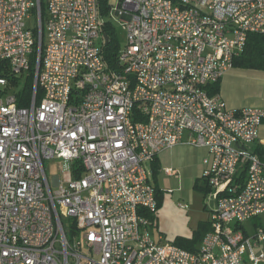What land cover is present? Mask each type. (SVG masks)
Returning <instances> with one entry per match:
<instances>
[{
  "label": "built area",
  "instance_id": "built-area-1",
  "mask_svg": "<svg viewBox=\"0 0 264 264\" xmlns=\"http://www.w3.org/2000/svg\"><path fill=\"white\" fill-rule=\"evenodd\" d=\"M109 6L127 37L115 66L98 0H46L44 14L41 0H0V264H263L264 227L251 235L243 223L264 213L251 148L264 108H230L210 88L264 33V0ZM180 143L208 150L203 177L218 197L195 250L156 240L147 216L158 209L148 164ZM46 159L83 174L50 178Z\"/></svg>",
  "mask_w": 264,
  "mask_h": 264
},
{
  "label": "rangeland",
  "instance_id": "rangeland-1",
  "mask_svg": "<svg viewBox=\"0 0 264 264\" xmlns=\"http://www.w3.org/2000/svg\"><path fill=\"white\" fill-rule=\"evenodd\" d=\"M117 3L118 0H109V4L113 6H117ZM104 19L110 21L115 28L118 55L127 42L126 30L120 17L115 15L112 17L108 12ZM27 24L34 26L35 20L30 19ZM26 77L28 75H25ZM24 87L25 83L21 85V90ZM188 134L186 132L184 135L185 141L189 139ZM205 155V149L190 144H179L158 154V167L153 184L163 191L160 206L151 225V233L156 240L174 243L178 238L193 239L206 222H209L211 214L217 208L218 197L214 190L207 188V182L203 177L206 168L203 164ZM44 164L50 178L55 175H69L75 169V164L70 160L46 159ZM169 168L178 170L179 174L168 175ZM181 204L188 206L184 208ZM63 221L66 224L69 219L64 218ZM243 225L253 235L258 226L264 227V213L245 221ZM197 244L199 245V242ZM261 250H264V242L256 248L257 252Z\"/></svg>",
  "mask_w": 264,
  "mask_h": 264
},
{
  "label": "trees",
  "instance_id": "trees-1",
  "mask_svg": "<svg viewBox=\"0 0 264 264\" xmlns=\"http://www.w3.org/2000/svg\"><path fill=\"white\" fill-rule=\"evenodd\" d=\"M99 8L101 16L104 17L108 14L110 6L109 0H98ZM46 8V0H41V10L42 14H44ZM102 31L105 35L109 37L107 42L102 41V51L103 56L106 62L111 65H116V58H117V51H116V42H117V35L115 32V28L110 21H105L102 25ZM115 45V46H114ZM37 48V47H36ZM36 53L31 57V66L29 70V74L27 80L25 82V87L23 90L19 91V101L21 102H28L31 98V94L33 91V82H34V72H35V62H36ZM234 66L241 67V68H253V69H262L264 70V33H251L248 36L247 44L239 56L234 59ZM220 82L210 88L211 94L219 93ZM29 95V96H28ZM26 97V98H25ZM153 172L155 175L157 164V157L154 159L153 164ZM73 174L75 177H81L83 174V169L79 163L75 165V169L73 170ZM209 189V187H207ZM157 191V200H158V207L160 206V198L162 195V190L156 187ZM147 216L153 221L155 218V214H148ZM70 237L73 236L75 233L78 232V228L75 224H72L71 227ZM210 229V224L206 222L205 226L202 230L198 231L197 237L193 239H182L178 238L174 243L178 246L188 249V250H195L198 246V242L200 243L206 234V232ZM198 241V242H197Z\"/></svg>",
  "mask_w": 264,
  "mask_h": 264
},
{
  "label": "crops",
  "instance_id": "crops-1",
  "mask_svg": "<svg viewBox=\"0 0 264 264\" xmlns=\"http://www.w3.org/2000/svg\"><path fill=\"white\" fill-rule=\"evenodd\" d=\"M219 86H220L219 94L230 108L233 109H241L244 107L264 108V70L262 69L241 68L234 66L233 68H231L226 72V74L221 79ZM180 144H187V143H180ZM200 148L205 149L206 151L205 157H206L208 155V150L205 147H200ZM251 148L264 161V121L260 127L259 138L254 144L251 145ZM170 149H166V150H170ZM157 161H158V156H157ZM152 164L153 162L149 163L148 167L152 171L151 180L153 183L154 172H153ZM178 174L179 171L173 175L176 176ZM155 187L162 190L158 186ZM210 220L208 222L209 224H210Z\"/></svg>",
  "mask_w": 264,
  "mask_h": 264
},
{
  "label": "water",
  "instance_id": "water-1",
  "mask_svg": "<svg viewBox=\"0 0 264 264\" xmlns=\"http://www.w3.org/2000/svg\"><path fill=\"white\" fill-rule=\"evenodd\" d=\"M105 42L109 40V37L107 35H104Z\"/></svg>",
  "mask_w": 264,
  "mask_h": 264
}]
</instances>
